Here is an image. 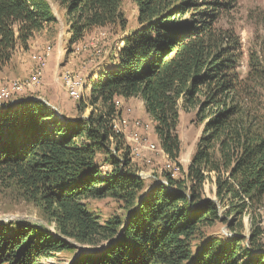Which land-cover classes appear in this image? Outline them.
Instances as JSON below:
<instances>
[{"label":"trees","instance_id":"trees-1","mask_svg":"<svg viewBox=\"0 0 264 264\" xmlns=\"http://www.w3.org/2000/svg\"><path fill=\"white\" fill-rule=\"evenodd\" d=\"M131 1L133 26L123 0H0V70L36 34L52 32L55 3L71 45L98 27L120 33L88 73V96L77 99L88 116L56 115L27 98L34 94L0 106V193L54 223L51 232L0 222V264H46L62 253L74 256L69 264H264V40L242 76L240 39L217 25L233 0ZM115 97L143 101L177 173H137L131 144L114 129ZM190 109L203 125L184 168L177 125ZM105 198L122 212L102 218L90 207ZM218 223L232 235L212 230Z\"/></svg>","mask_w":264,"mask_h":264},{"label":"rangeland","instance_id":"rangeland-1","mask_svg":"<svg viewBox=\"0 0 264 264\" xmlns=\"http://www.w3.org/2000/svg\"><path fill=\"white\" fill-rule=\"evenodd\" d=\"M52 6L58 23L54 24L51 34L44 31L36 34L28 49L20 50L18 58H13L9 67L0 70V87L2 90L4 89L3 91H8V94H0V101H3L0 102V106H3L2 103H9L12 100L14 102L24 100L25 98L22 96L34 94L35 96L27 98H43L44 101L55 106L68 117L78 114L86 117L91 107L87 104L84 111H78L76 108L77 99L80 98V94L82 98L86 97L84 90L88 73L96 69L103 57L111 48L115 47L116 39L120 33L112 30L111 27H98L92 29L82 40L71 45L68 43L66 19L63 17L62 10L56 3ZM123 10L129 24L133 26L136 14L134 3L131 0H123ZM217 25L234 30L240 39L239 72L244 76L248 70L250 53L258 51L264 40V0H233L231 7L220 17ZM40 74H42L41 77H39ZM44 74L45 77H43ZM72 75L85 78L78 96L71 95L70 88L66 85L65 78L72 79L75 77ZM60 78H64V80H60ZM262 95L264 97V90L261 91V100H263ZM114 100L123 109L120 117L115 121L114 129L123 133L126 141L131 144L130 156L132 162L139 168L137 173L146 178L154 177V174L163 169H171L173 175L177 173V165L166 156L160 147L155 133L156 123L149 114H146L144 105L139 104L134 97L128 99L115 97ZM179 113L177 133L181 142V152L177 161L185 168L195 151L203 124L197 120L195 109L180 110ZM133 132H136L141 138L137 146L132 140ZM97 159L99 160V155ZM204 191L209 198L214 197V186L210 190V184L206 183ZM90 207L95 208L102 218L111 213L120 214L122 212L118 205L107 198L92 201ZM260 211L261 224H264V207ZM229 220L231 221V217ZM10 221L37 223L54 232V223L43 217L32 204L18 200L7 192L0 193V222ZM242 222L245 228L241 235L249 237L250 228L247 214L243 215ZM222 229L226 231V226L218 223L212 230L223 232ZM262 241L264 242V235H262ZM79 249L88 250L90 247L81 245ZM73 257L68 253H62L51 260H45L44 263L69 264Z\"/></svg>","mask_w":264,"mask_h":264},{"label":"bare ground","instance_id":"bare-ground-1","mask_svg":"<svg viewBox=\"0 0 264 264\" xmlns=\"http://www.w3.org/2000/svg\"><path fill=\"white\" fill-rule=\"evenodd\" d=\"M65 74H68V73H65ZM72 76H75V77H72V79L71 78H65L66 85L69 86V88H70V94L71 95L78 96L79 89L83 86L85 80H84L83 77H81L80 78V84H76L75 86L69 85L68 83H79V75H72ZM1 95H3V94H1ZM32 98H35V97H32ZM0 102H2V101H0ZM11 102H14V101L12 100L9 103H11ZM1 105L6 106V103H2ZM59 117H61V116H59ZM132 140L135 142V144L137 146V143H139V141L141 140V138L138 137V135H137L136 132H133V134H132Z\"/></svg>","mask_w":264,"mask_h":264},{"label":"water","instance_id":"water-1","mask_svg":"<svg viewBox=\"0 0 264 264\" xmlns=\"http://www.w3.org/2000/svg\"><path fill=\"white\" fill-rule=\"evenodd\" d=\"M34 99H35V100H41V101H44L43 98H39V97H35ZM44 102H46V101H44ZM46 103H47V102H46ZM47 104L50 105V106L55 110L56 115H60V112H59L58 108H56L55 106H53V105H51V104H49V103H47ZM143 176H145V175H143ZM158 181H161V180H158ZM210 199H212L213 201H215V202L217 203L218 207H220V203H219V201L217 200V198H216L215 195H214L213 198H210ZM222 230H223L224 233H226V234H231V235H232V233H227L226 231H224V229H222Z\"/></svg>","mask_w":264,"mask_h":264},{"label":"crops","instance_id":"crops-1","mask_svg":"<svg viewBox=\"0 0 264 264\" xmlns=\"http://www.w3.org/2000/svg\"><path fill=\"white\" fill-rule=\"evenodd\" d=\"M47 74V73H46ZM43 77H45V74L43 75ZM88 94H89V86H86L85 87V90H84V96H88ZM134 99L140 104L141 103V105L143 106V101L140 99V98H138V97H134ZM121 108V107H120ZM121 110H122V112H123V109L121 108ZM147 114V113H146ZM124 121V120H123Z\"/></svg>","mask_w":264,"mask_h":264},{"label":"built area","instance_id":"built-area-1","mask_svg":"<svg viewBox=\"0 0 264 264\" xmlns=\"http://www.w3.org/2000/svg\"><path fill=\"white\" fill-rule=\"evenodd\" d=\"M45 64H46V59H45ZM45 64H44V68H45ZM41 76H42V74H40L39 77H41ZM80 78H81V76H79V83H68V84L73 85V86H75L76 84H80ZM60 80H64V78H60ZM5 93H8V91H2V87H0V94H5ZM71 98L74 99V97H71Z\"/></svg>","mask_w":264,"mask_h":264}]
</instances>
